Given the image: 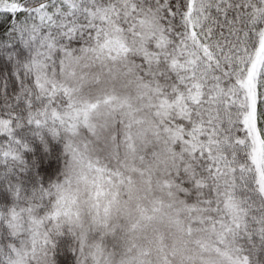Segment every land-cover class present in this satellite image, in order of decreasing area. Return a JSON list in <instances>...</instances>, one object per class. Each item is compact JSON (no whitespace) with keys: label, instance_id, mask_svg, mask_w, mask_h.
<instances>
[{"label":"snow or ice","instance_id":"1","mask_svg":"<svg viewBox=\"0 0 264 264\" xmlns=\"http://www.w3.org/2000/svg\"><path fill=\"white\" fill-rule=\"evenodd\" d=\"M264 264V0H0V264Z\"/></svg>","mask_w":264,"mask_h":264},{"label":"trees","instance_id":"2","mask_svg":"<svg viewBox=\"0 0 264 264\" xmlns=\"http://www.w3.org/2000/svg\"><path fill=\"white\" fill-rule=\"evenodd\" d=\"M56 264H75V253L71 249L61 244L55 253Z\"/></svg>","mask_w":264,"mask_h":264}]
</instances>
